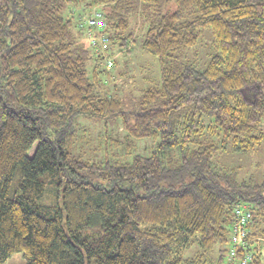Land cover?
Wrapping results in <instances>:
<instances>
[{
	"label": "trees",
	"instance_id": "1",
	"mask_svg": "<svg viewBox=\"0 0 264 264\" xmlns=\"http://www.w3.org/2000/svg\"><path fill=\"white\" fill-rule=\"evenodd\" d=\"M80 5L100 12L105 52H129V27L143 21L160 85L138 110L97 91L74 31L86 28L73 21ZM206 29L214 52L203 68L173 60ZM102 59L117 65L96 51ZM119 115L128 137L157 139L150 154L127 158L129 142L99 134L94 144L75 126ZM262 149L264 0H0V264L12 253L26 264H221L237 202L252 207L248 264H263L264 172L219 161ZM46 184L57 202L41 201Z\"/></svg>",
	"mask_w": 264,
	"mask_h": 264
},
{
	"label": "rangeland",
	"instance_id": "2",
	"mask_svg": "<svg viewBox=\"0 0 264 264\" xmlns=\"http://www.w3.org/2000/svg\"><path fill=\"white\" fill-rule=\"evenodd\" d=\"M73 21L79 23V19L85 20L89 17L90 13L95 7L80 5L75 6ZM174 3H170L165 9H173ZM78 42L85 46L89 52V58L87 61V68L91 74V70L94 64L97 66V79L98 85L97 91L100 94L106 96L118 97L122 100V112H130L139 109V100L143 92L149 88L157 87L160 85V66L158 58L155 55L147 53L142 47L143 35L145 26L143 21L138 19L133 21L129 27L131 35V41L128 44L129 52L122 51L124 48L119 47L116 44H109V49L105 52L101 48V51L108 57L116 59L117 65L113 68H108L105 64V60L95 62L94 55L96 48L101 47L100 43L97 46L91 44V37L88 35L89 28L86 26L84 29L75 27ZM214 52L212 45V35L208 29L202 32L197 44L187 49L182 55L175 56L174 61L182 64L190 63L195 68H203L205 62L209 56ZM174 52H172L173 54ZM170 60V58H168ZM125 65V67H124ZM112 74L118 72L120 75L111 77ZM75 126L85 127L87 133L93 137H96L94 144L97 142V136L111 135L112 137L121 139L124 143L129 142L132 145L131 153L127 155L130 158L133 154L148 155L156 148L157 139L152 137L146 138H131L127 136V132L122 125V117L115 116L105 119H92L86 116L76 117ZM73 153L76 156H80L86 160L90 157H95L94 153L88 147L73 149ZM112 153L111 151L109 152ZM92 157V158H93ZM219 161L231 166L238 167L241 174H254L259 176L264 172V149L259 152H255L252 155H237V154H222L219 156ZM20 173L19 167H17L14 174V181L18 178ZM44 203L57 202L56 189L46 184L44 195L41 199ZM193 247L190 249V251ZM264 250V248H263ZM227 255H223L221 264H228ZM262 261H264V251L262 252ZM1 264H26L25 259L21 253H12ZM264 264V263H263Z\"/></svg>",
	"mask_w": 264,
	"mask_h": 264
},
{
	"label": "built area",
	"instance_id": "3",
	"mask_svg": "<svg viewBox=\"0 0 264 264\" xmlns=\"http://www.w3.org/2000/svg\"><path fill=\"white\" fill-rule=\"evenodd\" d=\"M85 25L89 28L88 35L91 37V43L97 46L100 43L101 47H97L96 51L101 52L107 49V38L102 32L105 28L104 20L100 12L94 13L91 17L86 19ZM99 34H95V31ZM101 48V49H100ZM111 65V61H107V66ZM251 205L247 202H237L234 204L233 220L229 225L230 243L228 249L229 264H248L252 258V253L249 250V241L247 240L248 223L251 219ZM242 249L243 256L237 257V251Z\"/></svg>",
	"mask_w": 264,
	"mask_h": 264
}]
</instances>
